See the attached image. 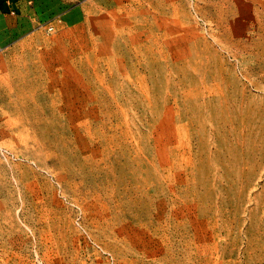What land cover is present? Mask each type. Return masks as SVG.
<instances>
[{
    "label": "rangeland",
    "instance_id": "rangeland-1",
    "mask_svg": "<svg viewBox=\"0 0 264 264\" xmlns=\"http://www.w3.org/2000/svg\"><path fill=\"white\" fill-rule=\"evenodd\" d=\"M0 264H264V0H97L2 51Z\"/></svg>",
    "mask_w": 264,
    "mask_h": 264
},
{
    "label": "crops",
    "instance_id": "crops-1",
    "mask_svg": "<svg viewBox=\"0 0 264 264\" xmlns=\"http://www.w3.org/2000/svg\"><path fill=\"white\" fill-rule=\"evenodd\" d=\"M96 3L97 0H0V53L54 21L80 25L88 8Z\"/></svg>",
    "mask_w": 264,
    "mask_h": 264
}]
</instances>
